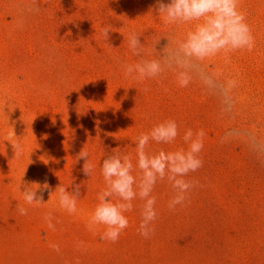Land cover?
<instances>
[{"label": "rangeland", "instance_id": "rangeland-1", "mask_svg": "<svg viewBox=\"0 0 264 264\" xmlns=\"http://www.w3.org/2000/svg\"><path fill=\"white\" fill-rule=\"evenodd\" d=\"M155 4L0 0V264H264V0L239 5L254 49L192 60L187 87L173 71L144 81L124 75L123 65L141 59L129 48L130 33L140 35L143 58L158 59L167 38L183 39L194 28L166 24ZM231 80L236 87H228ZM168 119L180 134L171 144L150 141L146 152L186 149L184 132L203 129V166L186 177L196 186L170 210L174 191L166 178L158 181L154 234L138 232L137 198L118 241L102 240L104 226L88 230L106 187L102 160L120 148L139 177L136 138ZM83 148L90 176L76 160ZM37 182L50 191L43 204L29 205L21 191ZM72 182L81 185L75 214L60 208L55 192H71Z\"/></svg>", "mask_w": 264, "mask_h": 264}, {"label": "clouds", "instance_id": "clouds-1", "mask_svg": "<svg viewBox=\"0 0 264 264\" xmlns=\"http://www.w3.org/2000/svg\"><path fill=\"white\" fill-rule=\"evenodd\" d=\"M241 0H156L155 9L163 15L166 24L194 23V28L186 33L183 39L172 40L159 53L158 59H146L144 44H141L136 33H130L128 44L133 55L141 57L134 64L123 65L125 77L144 81L161 77L166 71H173L180 87H187L190 76L185 71L192 60L202 61L218 54L227 55L237 50L252 51L255 39L246 23V15L240 10ZM38 11V9H37ZM111 25L102 29V35L109 37ZM159 41H157L158 43ZM175 43V47L171 45ZM235 80L228 81V87H236ZM148 91L147 88L144 89ZM180 134L176 121L168 119L154 125L148 132H142L136 138V167L140 170L139 177L134 176L132 159L122 155L120 148L112 149L101 163V174L106 187L98 195V203L89 216L88 230L96 232L99 226H104L102 240L115 243L121 233L129 226L126 212L133 210V201L139 198L143 201L140 207L141 221L138 232L145 239L154 234V222L157 219L155 208L156 198L152 195L158 181L165 178L170 183L174 195L168 202V208L175 210L177 205L184 204L188 194L197 182L186 179L189 173L197 171L203 166L200 153L203 149L205 132L203 129L193 131L187 129L183 134V142L187 148L166 152L163 149L155 154L146 152L150 141L159 144H171ZM15 156L22 154L20 144L12 143ZM89 154L84 148L78 153L77 162L83 160L82 172L90 176L93 165L89 161ZM35 188L24 185L22 192L25 202L29 205L43 204V196L50 191L47 182L33 183ZM81 185L71 184V192L63 186L55 189L61 209L69 214L77 212V199L80 196ZM21 215H27V209L18 208ZM51 213L45 214L48 227L54 229L51 223ZM51 248L59 251V246L52 244Z\"/></svg>", "mask_w": 264, "mask_h": 264}]
</instances>
